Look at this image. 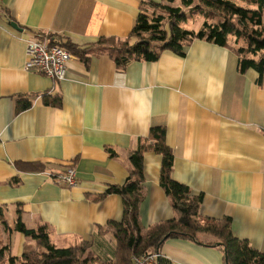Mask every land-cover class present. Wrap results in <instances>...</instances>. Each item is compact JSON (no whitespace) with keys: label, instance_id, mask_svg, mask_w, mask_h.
<instances>
[{"label":"crops","instance_id":"crops-1","mask_svg":"<svg viewBox=\"0 0 264 264\" xmlns=\"http://www.w3.org/2000/svg\"><path fill=\"white\" fill-rule=\"evenodd\" d=\"M142 1L0 0V205L14 219L20 209L26 227L46 225L58 247L88 242L93 256L113 260L115 239L100 230L121 220L123 204L102 194L128 177L129 156L149 127L164 126L172 177L202 196L199 215L229 218L235 237L264 252V82L251 68L239 71L232 37L228 46L194 39L182 57L164 51L117 66L95 43L127 38ZM39 33L85 51L86 60L70 51L61 81L26 70L27 42ZM55 97L58 106L49 103ZM19 100L29 106L15 112ZM16 161L44 169L22 171ZM160 163L143 151V227L177 216L159 184ZM69 165L76 185L53 182L50 175ZM196 241L167 239L162 262L224 264L223 251L208 245L213 236Z\"/></svg>","mask_w":264,"mask_h":264},{"label":"trees","instance_id":"trees-1","mask_svg":"<svg viewBox=\"0 0 264 264\" xmlns=\"http://www.w3.org/2000/svg\"><path fill=\"white\" fill-rule=\"evenodd\" d=\"M175 0H144L134 19L129 36L125 39L101 38L95 43L114 59L117 66H124L131 60L155 61L162 52L170 51L184 56L187 46L194 39H203L219 46H228L233 38L231 49L237 54L238 69L244 72L253 69L257 73L256 82H264V0H180L184 8L199 11L201 15L217 14V21L205 18L198 30L181 26L186 12L180 6H173ZM190 12V13H191ZM64 48L77 54L84 61L85 51L75 46L54 40ZM60 105L55 97L49 103ZM28 101L19 100L15 112L26 109ZM164 126L149 127L147 135L140 140L138 147L129 158L133 169L121 184H110L102 195L117 194L123 204L120 221H110L101 232H110L116 242L113 260H101L88 252V242L74 247H58L49 237L46 225L26 227L17 209L13 227H9L5 209L0 205V224L8 230L20 232L32 239L36 249L22 251L21 262L17 264H132L133 256H140L150 250L160 252L162 244L169 238H187L196 241L197 234L211 235L215 241L208 243L223 251L224 264H264V252L259 251L246 240L235 237L230 229L229 218L220 220L201 217L199 208L202 196L194 195L188 186L172 177L174 155L166 143ZM150 149L161 157L159 184L177 216L158 221L148 227L140 223L139 208L144 198V175L142 154ZM15 166L22 171L41 172L44 164L39 162L16 161ZM11 182L18 183L17 177ZM197 242V241H196ZM3 250L0 249V257ZM20 257L9 255L7 261L16 263ZM157 264H164L161 257Z\"/></svg>","mask_w":264,"mask_h":264},{"label":"built area","instance_id":"built-area-1","mask_svg":"<svg viewBox=\"0 0 264 264\" xmlns=\"http://www.w3.org/2000/svg\"><path fill=\"white\" fill-rule=\"evenodd\" d=\"M72 57L68 49L53 42L47 33H39L27 42L25 69L61 81L65 78L67 63ZM50 178L55 183L70 187L77 183L75 169L70 165L51 174ZM159 257V251L150 250L143 255L133 256L132 264H157Z\"/></svg>","mask_w":264,"mask_h":264},{"label":"rangeland","instance_id":"rangeland-1","mask_svg":"<svg viewBox=\"0 0 264 264\" xmlns=\"http://www.w3.org/2000/svg\"><path fill=\"white\" fill-rule=\"evenodd\" d=\"M178 4V3H176ZM181 8L184 9V11L186 12V20L187 22L184 23L185 26H187L188 28H192L195 30H198L201 26V24L203 23V21L206 19L210 20V21H217L218 20V15L217 14H213V15H207L205 17V15H201L199 13V11H193L191 12L190 9L188 8H184L181 5ZM191 12V13H190ZM191 20V22H189ZM262 22L264 25V14L262 16ZM12 213L11 212H7V214L5 215L6 219L8 220L9 226L13 227L14 222L16 219H14L13 217H11ZM13 218V219H11ZM24 236L23 234H21L20 232L14 231V230H8L5 229L1 224H0V249L3 250V256L0 257V264H17L19 262H21V253L22 250L23 251H29L32 249H36V245L34 243V241L32 239H30L29 237L24 236L25 238V243L20 247V241L19 239ZM23 246V247H22ZM9 255H16L18 257H20L16 263H10L7 261V257Z\"/></svg>","mask_w":264,"mask_h":264},{"label":"water","instance_id":"water-1","mask_svg":"<svg viewBox=\"0 0 264 264\" xmlns=\"http://www.w3.org/2000/svg\"><path fill=\"white\" fill-rule=\"evenodd\" d=\"M11 26L15 29L21 30L15 22H11Z\"/></svg>","mask_w":264,"mask_h":264}]
</instances>
